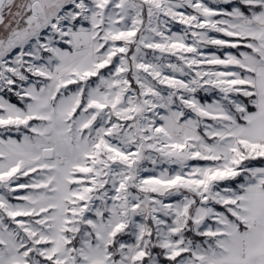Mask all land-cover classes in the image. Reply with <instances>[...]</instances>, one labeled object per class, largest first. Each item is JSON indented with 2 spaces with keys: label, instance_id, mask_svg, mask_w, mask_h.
Masks as SVG:
<instances>
[{
  "label": "rangeland",
  "instance_id": "1",
  "mask_svg": "<svg viewBox=\"0 0 264 264\" xmlns=\"http://www.w3.org/2000/svg\"><path fill=\"white\" fill-rule=\"evenodd\" d=\"M31 1L0 42V82L22 86L0 96V264L238 256L237 198L264 190V141L232 130L255 54L236 0H87L82 19L35 18Z\"/></svg>",
  "mask_w": 264,
  "mask_h": 264
},
{
  "label": "crops",
  "instance_id": "2",
  "mask_svg": "<svg viewBox=\"0 0 264 264\" xmlns=\"http://www.w3.org/2000/svg\"><path fill=\"white\" fill-rule=\"evenodd\" d=\"M68 1L32 0L30 11L33 17L42 19L46 13L54 14ZM37 10L41 14L35 15L34 12ZM238 30L241 37L251 40L254 48L255 54L251 59L254 109L245 110L232 130L240 141H264V0L259 11L240 17ZM237 200L241 223L237 233L238 240L242 239L238 256L229 257L225 254L226 259L230 260L210 259L211 264H264V190L243 191Z\"/></svg>",
  "mask_w": 264,
  "mask_h": 264
},
{
  "label": "trees",
  "instance_id": "3",
  "mask_svg": "<svg viewBox=\"0 0 264 264\" xmlns=\"http://www.w3.org/2000/svg\"><path fill=\"white\" fill-rule=\"evenodd\" d=\"M30 0H6L5 4L3 5L2 9L0 10L2 15V20L0 21V42L6 40L12 35V33L19 28L20 26L24 25V20L28 13V3ZM233 4L237 5L241 11L245 15H250L255 13L261 9V4L253 7V11L251 12L246 5L240 3L239 0L232 2ZM251 98H254L252 95ZM254 109V105H248L246 107V111ZM260 163L264 164V159L259 160ZM238 226H241L240 222H238ZM120 234L114 236V240L118 239ZM183 237L186 240H190L191 242L203 241L205 238L202 235H197L192 231V229H185L183 231ZM116 242L112 245L114 246ZM152 251L155 252L157 259L162 264H174L178 257L175 259H169L162 255L163 251L160 248L152 247ZM184 252L183 254H185Z\"/></svg>",
  "mask_w": 264,
  "mask_h": 264
},
{
  "label": "built area",
  "instance_id": "4",
  "mask_svg": "<svg viewBox=\"0 0 264 264\" xmlns=\"http://www.w3.org/2000/svg\"><path fill=\"white\" fill-rule=\"evenodd\" d=\"M64 7L60 8L58 10L57 16L58 17H62V14L64 13L63 10H66L68 8H74L75 10V14L78 17V19H82L83 16L86 14V10L88 9V3L87 0H70L68 3H66L65 8ZM63 24H64V20H63ZM36 28L40 27L39 23H36ZM51 25V24H50ZM63 26V25H62ZM13 42L16 40H20L19 35L18 36H14V38H12Z\"/></svg>",
  "mask_w": 264,
  "mask_h": 264
},
{
  "label": "flooded vegetation",
  "instance_id": "5",
  "mask_svg": "<svg viewBox=\"0 0 264 264\" xmlns=\"http://www.w3.org/2000/svg\"><path fill=\"white\" fill-rule=\"evenodd\" d=\"M15 51H18L17 49L15 50ZM2 73V69L0 68V74ZM7 82H5V81H2V82H0V96H2V94L3 95H5V96H9L8 94V92L7 91H9L10 92V94L13 96H17V97H22V91H21V93L20 94H15V90H17V91H19L20 92V90H21V83L20 84H18V83H13V82H11L10 83V86H7V84H6ZM13 98L11 97V101H13L12 100ZM17 99V98H16ZM15 102V101H14ZM0 128H2L5 132L7 131V125L5 124H2V123H0Z\"/></svg>",
  "mask_w": 264,
  "mask_h": 264
},
{
  "label": "bare ground",
  "instance_id": "6",
  "mask_svg": "<svg viewBox=\"0 0 264 264\" xmlns=\"http://www.w3.org/2000/svg\"><path fill=\"white\" fill-rule=\"evenodd\" d=\"M38 12H40V11L38 10ZM87 33H88L87 31H82V30L73 31V33H72V40L73 41L72 42L74 43L75 47H79V46L85 44V40L87 39V36H88Z\"/></svg>",
  "mask_w": 264,
  "mask_h": 264
},
{
  "label": "water",
  "instance_id": "7",
  "mask_svg": "<svg viewBox=\"0 0 264 264\" xmlns=\"http://www.w3.org/2000/svg\"><path fill=\"white\" fill-rule=\"evenodd\" d=\"M6 0H0V10L2 9L3 5L5 4ZM41 155L44 159H51L54 156L53 148L51 147H44L41 150Z\"/></svg>",
  "mask_w": 264,
  "mask_h": 264
}]
</instances>
